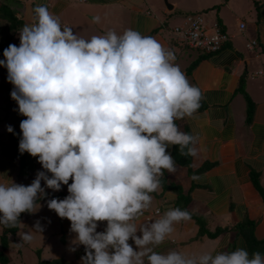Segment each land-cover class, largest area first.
<instances>
[{
    "label": "clouds",
    "instance_id": "obj_1",
    "mask_svg": "<svg viewBox=\"0 0 264 264\" xmlns=\"http://www.w3.org/2000/svg\"><path fill=\"white\" fill-rule=\"evenodd\" d=\"M33 12L34 21L19 30V46L4 50L0 67L26 117L19 151L38 158L44 171L28 186L0 183V226L16 228L22 213L35 212L47 195L43 181L54 192L68 188L66 198L49 199L47 207L71 222L74 243L85 248L81 264H264L260 252L250 257L242 247L199 255L155 250L176 224L191 218L169 208L158 219H142L164 172L176 170L168 148L197 154V137L176 121L198 111L202 93L174 63V53L133 29L85 39L62 28L46 6ZM35 230L42 231L39 222Z\"/></svg>",
    "mask_w": 264,
    "mask_h": 264
},
{
    "label": "crops",
    "instance_id": "obj_2",
    "mask_svg": "<svg viewBox=\"0 0 264 264\" xmlns=\"http://www.w3.org/2000/svg\"><path fill=\"white\" fill-rule=\"evenodd\" d=\"M168 1L171 9L163 0H0V42L10 41L1 48L0 60L5 59L1 53L10 44H20L19 29L13 32L8 14L13 13L24 25L30 24L38 5L58 16L62 28L70 27L82 38L109 31L121 35L133 29L172 51L174 63L202 93L198 111L176 121L181 131L197 137V154L185 157L177 154L178 146L168 148L176 170L164 172L162 187L151 194V207L142 219H158L169 208L190 214L189 220L174 226V232L156 247L157 252L199 255L242 247L251 257V245L239 227L252 222L255 238L264 241V0ZM197 14L203 15L208 26L220 24L228 35L229 40L217 53L179 46L172 34V28L181 25L185 16ZM97 16L99 23L94 21ZM12 90L7 69L0 67V183L13 181L28 186L44 170L38 158L28 153L13 154V133L20 141V122L26 117L19 114ZM41 185L49 196L37 202L34 213L20 215L18 230L10 236L9 264H39L41 260L81 264L85 248L74 243L71 222L47 207L49 199L63 200L69 195L67 186L54 192L43 181ZM156 209L161 215L154 214ZM37 222L41 232L35 230ZM106 226V222L101 223L97 231L103 232ZM24 233L32 235L30 242L22 240ZM129 244L136 249L134 241L129 240ZM17 250L22 252L20 261L15 258Z\"/></svg>",
    "mask_w": 264,
    "mask_h": 264
},
{
    "label": "built area",
    "instance_id": "obj_3",
    "mask_svg": "<svg viewBox=\"0 0 264 264\" xmlns=\"http://www.w3.org/2000/svg\"><path fill=\"white\" fill-rule=\"evenodd\" d=\"M171 32L178 40L179 46L189 47L206 54L219 51L223 44L229 40L228 35L218 23L208 26L201 14L185 16L184 22L181 25L174 26ZM154 214L161 215V211L156 209Z\"/></svg>",
    "mask_w": 264,
    "mask_h": 264
},
{
    "label": "trees",
    "instance_id": "obj_4",
    "mask_svg": "<svg viewBox=\"0 0 264 264\" xmlns=\"http://www.w3.org/2000/svg\"><path fill=\"white\" fill-rule=\"evenodd\" d=\"M9 16H14L13 13L8 14ZM14 20V19H12ZM16 28V27H15ZM251 116V109H249V118ZM13 138H14V142H13V154L14 156H18L20 154L19 151V139L16 137V133H13ZM176 152L178 154L179 152V147H177ZM186 157V156H185ZM188 157V156H187ZM189 163V162H187ZM187 167H189L190 165L187 164L185 165ZM257 179L255 177V183L258 186V183L256 182ZM49 195H46L44 197H41L40 199H38V201L45 199L46 197H48ZM246 224L240 226L239 228L241 229V232L243 233V235H245L247 237L248 242L251 245V249H252V254L255 252H260L261 255H264V241H258L255 238L254 235V224L252 222H245ZM2 227V233L0 235V264H9L10 262V256L8 253V249H9V243H10V236L15 235L17 230H18V226L16 228H4ZM201 233H204V231H201ZM217 234V233H215ZM215 234H211L212 236H214ZM2 245V247H1ZM257 249H256V248ZM39 264H57L56 262H47V261H40Z\"/></svg>",
    "mask_w": 264,
    "mask_h": 264
},
{
    "label": "rangeland",
    "instance_id": "obj_5",
    "mask_svg": "<svg viewBox=\"0 0 264 264\" xmlns=\"http://www.w3.org/2000/svg\"><path fill=\"white\" fill-rule=\"evenodd\" d=\"M12 19H14V20H12ZM7 20H8V22L10 23V24H12L13 25V32H16V30L17 29H21L23 26H24V24L23 23H21L20 21H19V19H17L16 17H14V16H9V17H7ZM16 27V28H15ZM12 29H11V31H12ZM15 34V33H14ZM9 41V40H8ZM7 41V43H9ZM0 43H2L3 44V46H0V50H1V48H3L5 45H8L4 40H2ZM1 54H3V53H1ZM0 244H1V242H0ZM9 246H11V244H9ZM18 246H23L24 247V244L23 243H18ZM1 247H2V245H1ZM18 249H20V247H18ZM20 250H17V252H16V254H15V258H16V260L17 261H20L21 259H22V252L20 253L19 252ZM35 253V252H34ZM31 257V256H30ZM31 258H33V256L31 257Z\"/></svg>",
    "mask_w": 264,
    "mask_h": 264
},
{
    "label": "water",
    "instance_id": "obj_6",
    "mask_svg": "<svg viewBox=\"0 0 264 264\" xmlns=\"http://www.w3.org/2000/svg\"><path fill=\"white\" fill-rule=\"evenodd\" d=\"M163 2H164L165 7H167V9H171L172 8V5L169 4L168 0H163Z\"/></svg>",
    "mask_w": 264,
    "mask_h": 264
}]
</instances>
